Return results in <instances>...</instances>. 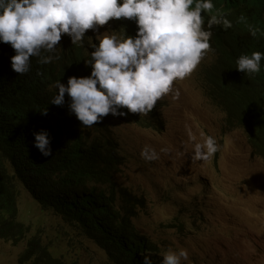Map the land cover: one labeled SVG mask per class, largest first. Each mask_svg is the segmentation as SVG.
Returning <instances> with one entry per match:
<instances>
[{
    "label": "trees",
    "instance_id": "1",
    "mask_svg": "<svg viewBox=\"0 0 264 264\" xmlns=\"http://www.w3.org/2000/svg\"><path fill=\"white\" fill-rule=\"evenodd\" d=\"M230 1L242 8L215 41L218 59L205 76L209 97L227 113L228 126L247 112L259 130L264 127V0ZM24 39L29 41L21 44ZM0 43V239L17 243L30 233L19 220L21 186L43 210L96 243L110 264H160L158 246L133 223L143 201L130 193L118 201L113 179L123 159L109 130L117 113L148 122L149 112L115 107L102 91L118 83L95 70L87 56L63 48L44 58L25 33L1 27ZM19 262L66 264L40 238L28 240Z\"/></svg>",
    "mask_w": 264,
    "mask_h": 264
},
{
    "label": "rangeland",
    "instance_id": "2",
    "mask_svg": "<svg viewBox=\"0 0 264 264\" xmlns=\"http://www.w3.org/2000/svg\"><path fill=\"white\" fill-rule=\"evenodd\" d=\"M131 69L164 101L148 122L110 121L123 159L113 181L119 202L126 192L144 202L134 224L158 246L160 264H264V160L244 131L225 125L227 114L205 95L202 67L176 72L169 90ZM19 189V220L30 233L17 243L0 239V264H20L30 238L66 264H110L78 228Z\"/></svg>",
    "mask_w": 264,
    "mask_h": 264
},
{
    "label": "clouds",
    "instance_id": "3",
    "mask_svg": "<svg viewBox=\"0 0 264 264\" xmlns=\"http://www.w3.org/2000/svg\"><path fill=\"white\" fill-rule=\"evenodd\" d=\"M241 8L230 0H0V27L9 33H25L44 58L63 48L87 56L95 70L118 83L102 91L111 95L115 107L148 111L153 119L164 97L131 67L154 75L169 90L177 80L176 72L200 66L209 97L205 76L218 59L215 41L221 40L220 31L231 26ZM240 69L243 74L241 64ZM156 97L159 103L154 102ZM226 122L229 130L244 131L253 154L264 160V127L253 129V117L247 112L236 116L231 126ZM111 142L118 154L116 142Z\"/></svg>",
    "mask_w": 264,
    "mask_h": 264
},
{
    "label": "bare ground",
    "instance_id": "4",
    "mask_svg": "<svg viewBox=\"0 0 264 264\" xmlns=\"http://www.w3.org/2000/svg\"><path fill=\"white\" fill-rule=\"evenodd\" d=\"M227 90H228V89H227ZM147 94H148V93H147ZM152 94H153V93H149V95H150L151 97H152ZM156 103H157V102H156Z\"/></svg>",
    "mask_w": 264,
    "mask_h": 264
}]
</instances>
